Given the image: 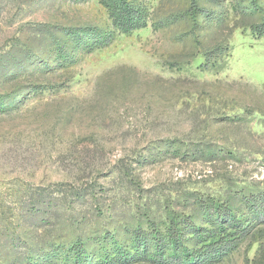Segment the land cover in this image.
<instances>
[{"label": "rangeland", "instance_id": "1", "mask_svg": "<svg viewBox=\"0 0 264 264\" xmlns=\"http://www.w3.org/2000/svg\"><path fill=\"white\" fill-rule=\"evenodd\" d=\"M115 1L0 0V264H264V0Z\"/></svg>", "mask_w": 264, "mask_h": 264}, {"label": "trees", "instance_id": "2", "mask_svg": "<svg viewBox=\"0 0 264 264\" xmlns=\"http://www.w3.org/2000/svg\"><path fill=\"white\" fill-rule=\"evenodd\" d=\"M109 9L112 11L111 17L113 20L114 26L123 32L129 33L138 29H142L146 26V20L142 16V12L136 7H133L126 1L123 0H116ZM261 34L264 35V24L261 26ZM228 222V221H227ZM178 230L171 234V239L173 240L175 245L180 244ZM75 248V247H74ZM77 264L81 263L80 253H82V249L84 248L83 244L77 245ZM79 257V258H78ZM180 257V256H179ZM117 258L113 259V262L118 263L121 260ZM171 260V256L169 257ZM185 263V262H181ZM120 264V263H119Z\"/></svg>", "mask_w": 264, "mask_h": 264}]
</instances>
